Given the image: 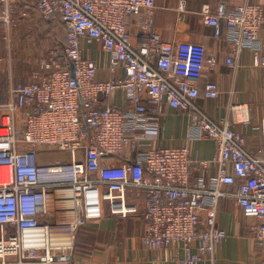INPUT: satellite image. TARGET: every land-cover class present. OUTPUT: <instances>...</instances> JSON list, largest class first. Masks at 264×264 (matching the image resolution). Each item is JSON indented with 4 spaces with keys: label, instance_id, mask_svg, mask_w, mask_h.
I'll use <instances>...</instances> for the list:
<instances>
[{
    "label": "built area",
    "instance_id": "1",
    "mask_svg": "<svg viewBox=\"0 0 264 264\" xmlns=\"http://www.w3.org/2000/svg\"><path fill=\"white\" fill-rule=\"evenodd\" d=\"M14 3L32 5L45 20L60 15L66 43L53 45L34 79L17 83L4 107L0 264H71L78 229L101 218L107 207L121 217L141 215L146 245L184 247L180 264L213 260L227 236L217 224L219 201L230 195L244 215L258 220L254 237L264 248V121L256 155L229 118L216 121L198 105L200 96L217 97L219 85L208 82L201 88L193 80V52L165 41L155 28V0H0L5 16ZM131 14L140 17L142 28L136 44L127 28ZM222 21L236 46L227 62L237 67L242 48L249 47L254 64L264 67V6L219 1L213 12L204 13V22L218 35ZM83 39L98 41L110 54L111 71L121 69L123 75L102 79L97 62L83 54ZM118 89L124 90L128 106L101 104ZM165 104L189 114L192 137L215 140L216 155L198 160L203 172L216 163L215 175L207 179L204 172L192 182L189 146L146 141L159 134ZM41 148L69 157L41 164ZM232 185L235 193L227 189ZM53 202L69 220L40 219Z\"/></svg>",
    "mask_w": 264,
    "mask_h": 264
},
{
    "label": "crops",
    "instance_id": "2",
    "mask_svg": "<svg viewBox=\"0 0 264 264\" xmlns=\"http://www.w3.org/2000/svg\"><path fill=\"white\" fill-rule=\"evenodd\" d=\"M219 1L228 6L247 2H257L264 6V0H155V28L165 41L184 45L193 52L191 77L201 88L208 82L218 83L219 95L215 98L200 96L198 105L216 121L229 118L233 127L243 132L247 149L257 155L263 145L264 67L254 64L253 51L249 47L242 48L237 57V67L227 62L228 56L236 49L230 39L231 31L222 21L219 34L216 35L215 28L204 22V13L213 12ZM19 8L37 13L30 4L14 3L10 6V16L11 13L16 14ZM3 9L4 6L0 4V14ZM139 20L140 17L135 14L127 17V28L133 44L137 43L142 29ZM56 30L49 28L48 36L51 38L47 42L48 46L37 53L38 58L42 56L40 60L32 59L31 49L26 47L22 38L23 29L15 26L11 30L10 49L0 51V121L16 84L33 80V72L40 61L49 58L53 45L59 43L55 39ZM260 39L264 50V28L260 30ZM65 43L66 38L62 44ZM15 44L18 51L11 49ZM82 50L85 57L97 62L102 79L123 75L121 69L111 71L110 54L103 50L98 41L88 42L83 39ZM211 59L214 63L208 61ZM101 104L126 107L128 101L124 90L118 89L111 97H102ZM240 105H244L245 111L239 109ZM193 131L189 114L185 110L165 104L159 134L149 136L146 141L152 144L189 146L192 158L191 181L195 182L204 172L207 179L217 173L216 163L203 172L198 161L212 159L217 153V144L210 137H192ZM139 148H135L133 154ZM56 152L59 151L41 148L39 162L46 164L59 160L50 161ZM60 153L61 158L69 157L67 152ZM227 189L235 193L237 186H227ZM53 210L47 215H40V219L48 221L51 217L48 215H55ZM257 223L256 218L244 215L235 195L221 198L217 224L226 231L227 236L216 246L213 260L203 259L198 264H264V248L254 237V226ZM144 229L141 215L121 217L110 213L107 207L101 218L92 219L78 229L71 264H180L186 256L184 247L177 244L150 247L142 240Z\"/></svg>",
    "mask_w": 264,
    "mask_h": 264
},
{
    "label": "rangeland",
    "instance_id": "3",
    "mask_svg": "<svg viewBox=\"0 0 264 264\" xmlns=\"http://www.w3.org/2000/svg\"><path fill=\"white\" fill-rule=\"evenodd\" d=\"M29 20L30 22H28ZM15 26L23 29L22 38L25 41L24 43L26 44V47H29L31 49L33 60L34 59L40 60L42 56L38 58L37 53H40L45 46H48L47 42L51 38V37L49 38L48 36L49 28L50 30H52V28L57 29L55 32V39H57L56 41L63 43L66 38V32L62 26L60 18H56V19L54 18L53 20L49 21L43 19L36 12H33L32 10L25 11L22 8H19V10L16 11V14L11 13V16L8 17L5 16L3 13L0 14V51H3L5 49L8 50L10 49L9 45H10V37L12 33L11 30L15 28ZM11 49L18 51L16 44L13 45V48L11 47ZM25 49L29 50L28 48ZM23 50L21 49L20 51ZM35 54L37 55L35 56ZM18 136L19 138L22 139L20 123L18 126ZM61 154L62 153L60 152L53 153L52 154L53 156L52 158H50V161H55L56 159L65 160L64 158H61ZM51 209L55 210V215L54 216L53 214L48 215L51 216L48 221L60 223L63 222L64 220L66 221V219L67 220L69 219L63 213L64 210L62 209V206L59 203L53 202Z\"/></svg>",
    "mask_w": 264,
    "mask_h": 264
},
{
    "label": "trees",
    "instance_id": "4",
    "mask_svg": "<svg viewBox=\"0 0 264 264\" xmlns=\"http://www.w3.org/2000/svg\"><path fill=\"white\" fill-rule=\"evenodd\" d=\"M56 16H59V17H60V15H55V16H53V17L51 18V20L54 19V18L56 19V18H57ZM60 20H61V22H62V24H63V21H62V18H61V17H60ZM63 25H64V24H63ZM64 28H65V26H64ZM65 32H66V29H65Z\"/></svg>",
    "mask_w": 264,
    "mask_h": 264
},
{
    "label": "bare ground",
    "instance_id": "5",
    "mask_svg": "<svg viewBox=\"0 0 264 264\" xmlns=\"http://www.w3.org/2000/svg\"><path fill=\"white\" fill-rule=\"evenodd\" d=\"M69 220V219H68ZM65 221V220H64Z\"/></svg>",
    "mask_w": 264,
    "mask_h": 264
}]
</instances>
